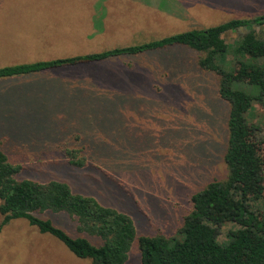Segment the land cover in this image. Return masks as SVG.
<instances>
[{
    "label": "rangeland",
    "instance_id": "rangeland-1",
    "mask_svg": "<svg viewBox=\"0 0 264 264\" xmlns=\"http://www.w3.org/2000/svg\"><path fill=\"white\" fill-rule=\"evenodd\" d=\"M263 12L264 0H0V67L141 44ZM241 32L224 36L233 43ZM187 49L172 45L0 79V141L9 160L24 166L17 178L66 182L131 215L137 238L128 264H143L139 236L175 233L192 195L226 173L218 76L190 62ZM253 113L264 127V104L255 102ZM69 149L88 163L73 165ZM260 206L264 215V201ZM41 216L75 233L68 215ZM237 226H219L218 239L227 241ZM0 264L92 263L14 219L0 228Z\"/></svg>",
    "mask_w": 264,
    "mask_h": 264
},
{
    "label": "trees",
    "instance_id": "trees-1",
    "mask_svg": "<svg viewBox=\"0 0 264 264\" xmlns=\"http://www.w3.org/2000/svg\"><path fill=\"white\" fill-rule=\"evenodd\" d=\"M240 30L244 32L233 43L226 40V33ZM172 45L187 47L190 62L198 61L203 72L218 76L215 92L225 103L226 112V173L208 179L209 183L192 195V208L175 233L139 236L142 262L264 264V215L260 206L264 201V127L252 120L254 103L264 104V12L141 44L6 65L0 67V79ZM3 146L7 148V143L0 141V228L14 219H25L92 264H128L132 243L137 238L131 215L75 192L66 182L18 179L24 166L11 162ZM66 157L78 167L88 163L77 150L69 149ZM47 212L72 218L75 233L50 217L41 216ZM228 222L238 226L229 232L227 241L221 242L218 228Z\"/></svg>",
    "mask_w": 264,
    "mask_h": 264
},
{
    "label": "crops",
    "instance_id": "crops-1",
    "mask_svg": "<svg viewBox=\"0 0 264 264\" xmlns=\"http://www.w3.org/2000/svg\"><path fill=\"white\" fill-rule=\"evenodd\" d=\"M99 15L101 16V12L99 13Z\"/></svg>",
    "mask_w": 264,
    "mask_h": 264
}]
</instances>
